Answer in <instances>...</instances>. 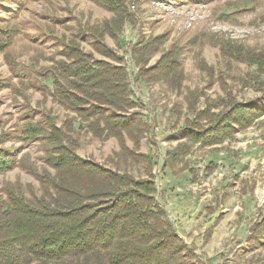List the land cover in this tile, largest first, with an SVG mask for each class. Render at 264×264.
Returning a JSON list of instances; mask_svg holds the SVG:
<instances>
[{
    "label": "trees",
    "instance_id": "obj_1",
    "mask_svg": "<svg viewBox=\"0 0 264 264\" xmlns=\"http://www.w3.org/2000/svg\"><path fill=\"white\" fill-rule=\"evenodd\" d=\"M92 1L112 17L86 30L62 35L57 40L60 58L52 57L48 67L29 72L27 88L24 77L17 79L20 86L13 83L19 70L9 52L19 34L13 22L20 8L7 22L0 21V55L10 73L0 79V91L20 95L21 89L30 87L69 115L57 126L50 112L34 120L32 109L23 106L10 128H0V175L23 168L37 177L40 191V196L32 194L27 199L19 183L2 184L0 264H191L194 252L177 235L156 201L155 149L149 154L139 152L149 127L136 111L128 72L122 58L104 42L105 37L119 40L124 26L134 24L135 17L127 0ZM81 35L92 41L91 52L82 49ZM167 42L166 34L141 39L133 45L130 61L137 84H162L177 93L184 82L182 48L172 45L165 49ZM216 44L226 68L238 63L255 69L234 78L238 85L260 91L262 84L254 76L264 73V48L253 49L233 40H218ZM199 68L211 85L214 70L204 62ZM216 82L222 96L204 98L201 108L197 107L201 93L185 96L188 116L181 129L183 141L165 152L162 171L174 177L192 171L188 157L195 147L222 146L264 116L263 106L237 99L222 72ZM78 130L100 142L116 139L118 155L130 161L136 175L77 155ZM126 140L132 143L131 149ZM37 142L44 153L39 171L12 153L16 143ZM253 234L264 236V216L255 224Z\"/></svg>",
    "mask_w": 264,
    "mask_h": 264
},
{
    "label": "rangeland",
    "instance_id": "obj_2",
    "mask_svg": "<svg viewBox=\"0 0 264 264\" xmlns=\"http://www.w3.org/2000/svg\"><path fill=\"white\" fill-rule=\"evenodd\" d=\"M126 4L135 17L134 24L124 26L119 40L105 37L104 42L118 58H122L121 64L131 83V96L137 103L136 111L149 127L139 152L149 154L151 148L155 149L156 201L165 210L177 235L194 252L191 264H264V236L253 234L255 224L264 216V151L259 149L264 146V116L256 127L238 133L234 140L222 146L215 149L195 147L188 157L192 171L174 177L161 169L165 152L183 139L181 129L188 116L185 96L190 92L201 93L197 105L200 108L204 98L222 96L216 82L219 72L223 73L228 88L238 100L264 107V73L254 76L262 84L260 91L250 86L242 89L234 78L255 69L238 63L226 68L216 47L218 40H233L253 49H263L264 0H188L183 3L177 0H127ZM18 8L20 11L13 23L19 34L9 52L19 70L12 81L18 84V77H24L28 84L26 88L30 84L26 76L29 72L48 67L52 57L60 58L57 40L62 35L86 30L112 17L92 0H0V21L7 22ZM162 34L168 36L165 49L172 45L182 48L184 82L177 93L170 92L162 84H137L134 81L136 70L130 61L133 45L143 38ZM78 39L85 52L92 51L89 38L81 35ZM94 57L101 59L95 53ZM200 62L215 72L211 85L199 68ZM9 76L0 55V79ZM26 88L21 89L20 95L9 90L0 91V128H10L23 106L32 109L34 120L50 112L57 126H61L68 113L49 98L44 99L40 92ZM75 137L78 141L76 153L81 158L136 175V168L130 161L118 155L116 139L100 142L83 130H78ZM126 145L129 149L133 147L128 140ZM6 147L10 148V145ZM13 147L12 153L18 159L41 170L44 153L39 142L16 143ZM5 182L19 183L27 199L32 194L40 196L37 177L23 168L0 175V189Z\"/></svg>",
    "mask_w": 264,
    "mask_h": 264
},
{
    "label": "crops",
    "instance_id": "obj_3",
    "mask_svg": "<svg viewBox=\"0 0 264 264\" xmlns=\"http://www.w3.org/2000/svg\"><path fill=\"white\" fill-rule=\"evenodd\" d=\"M256 127V126H255ZM253 128V127H252ZM252 128H250V129H252ZM249 130V129H248ZM258 132H259V128H258ZM182 141H183V139H182ZM257 141H259V139H257ZM263 143V142H262ZM259 149H262L263 151H264V146L263 145H261L260 147H259ZM178 177V176H177Z\"/></svg>",
    "mask_w": 264,
    "mask_h": 264
}]
</instances>
